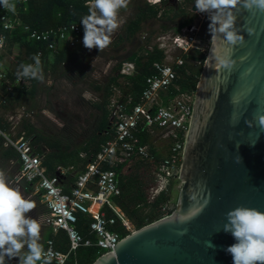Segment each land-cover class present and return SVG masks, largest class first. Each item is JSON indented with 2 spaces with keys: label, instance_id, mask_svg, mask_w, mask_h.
I'll list each match as a JSON object with an SVG mask.
<instances>
[{
  "label": "trees",
  "instance_id": "trees-1",
  "mask_svg": "<svg viewBox=\"0 0 264 264\" xmlns=\"http://www.w3.org/2000/svg\"><path fill=\"white\" fill-rule=\"evenodd\" d=\"M87 3L88 0H26L23 4L14 5L11 29L4 30L0 22V67L5 81L10 84V89L6 90V83L0 82V169H4L13 182L20 163L6 139L15 141L22 137L28 140L32 152L39 155L45 177L55 178L62 192L67 194L84 167L94 162L106 143L114 139L115 130L110 116L112 104L117 103L128 110L138 104L144 81L153 74V64L164 63V50L153 42L154 38L166 33H170L171 38L180 34L182 29L195 25V14L191 11L195 0H158L154 4L146 0H130L127 9L121 10L122 23L113 33L111 44L102 51L97 48L89 50L83 45L84 28L81 27V19L89 13L90 5ZM146 23L157 24V29L144 32ZM209 23L207 20L201 23V29L205 24L207 26V38L210 36ZM69 24L80 26L78 41L72 47L56 40L54 49L50 50L47 42L28 37L31 31L40 33ZM37 54L44 79L22 78L20 83L13 84L18 65L34 64L32 57ZM93 57L112 64L101 80L95 79L94 69L89 68ZM204 57L197 51L188 56L182 53L174 56L180 58L182 64L177 67L170 64L175 78L166 92L160 93L163 106L179 96L188 98L191 105ZM10 64L15 65L13 72ZM124 64H131L130 74L120 73ZM47 78L50 85H46ZM86 92L91 95L89 99L83 98ZM60 93L66 95L75 111H65L58 127L41 111L54 113L53 102L59 100ZM23 97L27 100V107L15 116L13 111ZM134 135L139 145L146 147L148 157L126 158L116 152L110 162L101 164V169L112 170L117 181L119 193L110 198L111 207L137 230L173 210L174 204L168 202V195L177 178L169 177L163 186H159L160 167L169 154L172 140L160 139L157 132H150L143 125L134 131ZM31 192L32 185H26L24 195ZM30 199L36 202V208L35 214L30 212L28 215L34 218L39 213L46 214L40 203V192ZM101 211L107 220H113L107 225L110 232L119 238L128 234L111 208L102 206ZM87 224L83 216L77 215L74 229L90 245L80 246L65 264H92L102 254L94 246L95 238L87 230ZM40 236L43 247L44 242L50 240L56 251L66 252L67 238L63 231H52L45 226L41 228ZM15 261L18 262L19 258H12L8 264Z\"/></svg>",
  "mask_w": 264,
  "mask_h": 264
},
{
  "label": "water",
  "instance_id": "water-1",
  "mask_svg": "<svg viewBox=\"0 0 264 264\" xmlns=\"http://www.w3.org/2000/svg\"><path fill=\"white\" fill-rule=\"evenodd\" d=\"M236 26L245 42L234 48L231 73L209 56L210 35L168 195L173 210L124 236L92 264H233L226 249L236 241L223 230L225 214L241 205L264 211V13L242 10ZM18 185L29 184L20 179Z\"/></svg>",
  "mask_w": 264,
  "mask_h": 264
},
{
  "label": "built area",
  "instance_id": "built-area-1",
  "mask_svg": "<svg viewBox=\"0 0 264 264\" xmlns=\"http://www.w3.org/2000/svg\"><path fill=\"white\" fill-rule=\"evenodd\" d=\"M146 1L151 4L158 2V0ZM9 2L12 5H18L25 3L26 0H9ZM87 4L90 5L91 1H88ZM193 13L198 25L204 20H209L206 13L197 11ZM12 15L14 16L13 7H5L0 4V22L4 30L12 28L14 23ZM198 29L195 25L182 29L180 34L169 40V47L186 56L194 51L205 56L207 47L203 48L198 41L199 39L196 37ZM79 35L80 26L69 24L40 33L31 31L28 37L34 41L47 42V48L53 50L56 40L63 41L68 47H72L78 41ZM163 40L160 38L158 44L161 49H164ZM172 64L176 67L180 66L182 60L174 58ZM152 68L153 74L145 79L138 104L129 110L117 103L112 104L110 116L113 119L115 137L106 143L94 162L84 167V171L76 177L67 194L62 192L55 178L45 177L43 168L40 166L39 155L32 152L28 140L22 137L15 141L6 139V143L17 153L20 163V170L14 178V183L18 184L20 179H24L27 184L34 185L37 192H40V202L46 210L43 224L49 226L52 231L61 230L66 235V252L56 251L50 240L44 242L43 248L51 257V264H65L66 259L69 256H74L80 246L90 245V242L82 240L74 229L77 215L83 216L88 221L87 230L94 235V246L102 254L109 253L121 239L107 229V225L112 224L113 220H107L104 217L101 211L102 206H107L116 213L128 234L134 230L122 219L118 210L111 207L110 198L119 193L117 181L114 172L102 170L101 164L110 162L116 152L119 156L126 158L130 156L147 158L149 154L146 147L140 146L134 135V131L139 126L143 125L150 132H157L161 139L170 138L172 140L169 154L160 167L159 184L164 185L169 177L176 176L177 178L178 162L181 159L191 105L188 98L179 96L169 101L167 106H163L160 93L166 92L175 78V73L170 64L155 63ZM131 72V64L122 65L121 74L127 75ZM1 81L6 83V90H9L10 84L5 81L4 73L0 67ZM20 82L21 79L16 77L13 84Z\"/></svg>",
  "mask_w": 264,
  "mask_h": 264
},
{
  "label": "clouds",
  "instance_id": "clouds-1",
  "mask_svg": "<svg viewBox=\"0 0 264 264\" xmlns=\"http://www.w3.org/2000/svg\"><path fill=\"white\" fill-rule=\"evenodd\" d=\"M129 3L130 0H91L89 13L81 19L84 47L99 51L108 47L113 33L121 26V10L127 9ZM0 4L14 7L9 0H0ZM195 8L199 13H206L210 21L209 56L219 70L231 73L237 63L232 58L234 48L245 42L241 29L236 26L237 14L242 10L252 15L264 13V0H195ZM245 30L249 35L255 34L252 27ZM32 59L34 64L18 65V79H44L39 55ZM259 124L264 128V115L259 116ZM13 183L6 171L0 169V264H8L16 257L19 264H51V257L40 242L42 223L38 217L28 215L35 210L36 202L27 198L20 186H13ZM225 217L223 230L231 233L236 241L226 249L233 264H264V211L241 205L228 211ZM205 243L214 247L211 241Z\"/></svg>",
  "mask_w": 264,
  "mask_h": 264
},
{
  "label": "rangeland",
  "instance_id": "rangeland-1",
  "mask_svg": "<svg viewBox=\"0 0 264 264\" xmlns=\"http://www.w3.org/2000/svg\"><path fill=\"white\" fill-rule=\"evenodd\" d=\"M150 4H151V2H150ZM204 21H206V20H204ZM208 21L209 20H207V22ZM195 26L199 28L198 31H197V34H196L197 39H199L198 41L200 42V44L202 45L203 48L207 47V50H208L210 36H209V38H207L208 35L206 34V31H205V29L207 28L206 24H205V28H203V29H201V26H202L201 23L198 25V23L195 22ZM150 29L156 30L157 29V24L146 23L144 25V32L149 31ZM169 34L170 33H166V34L160 36L159 38H154V40H153V42H157L159 44L160 43V38L164 39L162 41L163 44H164V49L163 50H164V54H165L164 64H171L172 61L174 60V56L178 54L177 51H173L171 49V47H169V40L172 38V37L170 38ZM111 65L112 64L109 63V66L105 69L106 70L105 74L108 72V70L111 67ZM96 77L97 78H95V77L94 78L101 80L103 78V75L101 74L100 77L99 76H96ZM84 96H85V99H89L90 98V96L88 95L87 92L84 94ZM114 97H117V94H115ZM69 101L70 100L67 101L66 98L64 100H60L59 99L57 102H54V106L62 114H64L65 111H69V110L75 111L73 106L69 105ZM155 143L158 145L157 141ZM159 186H163V185L159 184ZM13 264H19V261L18 262L15 261Z\"/></svg>",
  "mask_w": 264,
  "mask_h": 264
},
{
  "label": "crops",
  "instance_id": "crops-1",
  "mask_svg": "<svg viewBox=\"0 0 264 264\" xmlns=\"http://www.w3.org/2000/svg\"><path fill=\"white\" fill-rule=\"evenodd\" d=\"M2 64L7 65L5 62H3ZM11 64L9 65L10 68ZM109 66V63H103L102 59L100 58H96L93 57L92 61L90 62L89 68H93L94 70L92 71L93 77L97 78L96 76H99L102 74L103 76H105V69ZM64 83V81H63ZM51 81L47 78L46 80V85H50ZM67 88V86H66ZM85 94V93H84ZM83 94V98L85 99V96ZM88 95L91 97V95L88 93ZM66 98V95L64 93H60L59 94V99L60 100H64ZM57 102V101H55ZM17 107L14 109L13 113L15 114V116H19L22 111L24 109H26L27 107V100L25 97L19 99V101L17 102ZM42 102H40L41 104ZM54 103V102H53ZM54 106V105H53ZM55 107V106H54ZM12 113V114H13ZM41 114L44 115L46 118H48L50 121H52L54 124H56L58 127L61 126L62 121L60 119H64V114H62L61 112H59L56 108H55V112L54 113H50L47 110H42ZM58 118H57V117ZM30 185V184H29ZM20 186V185H19ZM21 191L23 192V190L26 189L25 187H21ZM37 193L36 188L34 187V185H32V192L25 195L27 198H31L33 195H35ZM41 203V202H40ZM33 212V214H35V210L31 211V213ZM46 216V214H37V216L35 215L34 218L38 217L42 223V228H44L46 225L43 224V219Z\"/></svg>",
  "mask_w": 264,
  "mask_h": 264
}]
</instances>
